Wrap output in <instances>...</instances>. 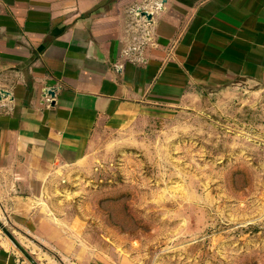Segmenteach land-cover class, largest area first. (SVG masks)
I'll return each instance as SVG.
<instances>
[{"label":"crops","instance_id":"crops-1","mask_svg":"<svg viewBox=\"0 0 264 264\" xmlns=\"http://www.w3.org/2000/svg\"><path fill=\"white\" fill-rule=\"evenodd\" d=\"M236 79L264 83V0H0V221L48 264H128L86 255L63 183L99 134ZM0 264H29L1 226Z\"/></svg>","mask_w":264,"mask_h":264},{"label":"rangeland","instance_id":"rangeland-1","mask_svg":"<svg viewBox=\"0 0 264 264\" xmlns=\"http://www.w3.org/2000/svg\"><path fill=\"white\" fill-rule=\"evenodd\" d=\"M196 91L172 111L99 134L95 159L63 183L54 207L83 223L89 257L264 264V83Z\"/></svg>","mask_w":264,"mask_h":264},{"label":"water","instance_id":"water-1","mask_svg":"<svg viewBox=\"0 0 264 264\" xmlns=\"http://www.w3.org/2000/svg\"><path fill=\"white\" fill-rule=\"evenodd\" d=\"M143 15H146L148 18H151V14H149L148 12H141ZM49 93L51 95L55 94V89L51 88L49 90ZM11 92L9 90L6 89H0V99L10 96ZM0 226L3 229V231L5 232L6 236H8L10 238V240L14 243V245L24 254V256L32 263V264H39L38 262H36V260L33 258V256L30 254V252L25 248V246H23L21 244V242L17 239L16 236H14V234L9 230V228L3 224L0 221Z\"/></svg>","mask_w":264,"mask_h":264},{"label":"built area","instance_id":"built-area-1","mask_svg":"<svg viewBox=\"0 0 264 264\" xmlns=\"http://www.w3.org/2000/svg\"><path fill=\"white\" fill-rule=\"evenodd\" d=\"M139 12H140V8L138 7V8H134L131 13H133L134 15H140ZM142 23L137 22V21L132 22V26L139 25L141 27V31H142V34L144 36V38H142L141 41L138 40L139 41L138 46L134 45L133 50H138L142 44L144 45V43H147L150 39L147 27L144 23L143 24Z\"/></svg>","mask_w":264,"mask_h":264}]
</instances>
